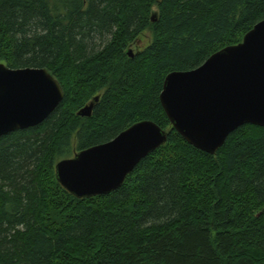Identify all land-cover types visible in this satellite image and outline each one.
<instances>
[{"label": "trees", "instance_id": "obj_1", "mask_svg": "<svg viewBox=\"0 0 264 264\" xmlns=\"http://www.w3.org/2000/svg\"><path fill=\"white\" fill-rule=\"evenodd\" d=\"M262 19L264 0H0V62L46 68L64 95L40 124L0 136V264H264V127H238L212 155L159 98L168 73ZM142 120L167 141L118 189L77 198L61 186L56 162Z\"/></svg>", "mask_w": 264, "mask_h": 264}, {"label": "water", "instance_id": "obj_2", "mask_svg": "<svg viewBox=\"0 0 264 264\" xmlns=\"http://www.w3.org/2000/svg\"><path fill=\"white\" fill-rule=\"evenodd\" d=\"M63 96L46 68L14 69L0 63V136L40 124ZM159 98L173 128L212 155L238 127H264V19L239 43L214 52L200 66L168 73ZM92 110L93 102L78 115L88 117ZM167 138L153 121L136 122L113 139L56 162V178L77 198L110 193Z\"/></svg>", "mask_w": 264, "mask_h": 264}, {"label": "rangeland", "instance_id": "obj_3", "mask_svg": "<svg viewBox=\"0 0 264 264\" xmlns=\"http://www.w3.org/2000/svg\"><path fill=\"white\" fill-rule=\"evenodd\" d=\"M151 41H152L151 32L149 30H147V31L143 32L141 35H139L137 37V39L127 47L126 50L128 52H132L131 57H133L134 54L138 53L139 51H141L145 47H147L151 43ZM0 63H2V62H0Z\"/></svg>", "mask_w": 264, "mask_h": 264}, {"label": "bare ground", "instance_id": "obj_4", "mask_svg": "<svg viewBox=\"0 0 264 264\" xmlns=\"http://www.w3.org/2000/svg\"><path fill=\"white\" fill-rule=\"evenodd\" d=\"M128 55H129V52H128ZM129 56H130V55H129ZM96 98H97V97H96ZM97 100H98V98H97ZM48 116H49V115H48ZM48 116H47V117H48ZM47 117H46V118H47ZM46 118H45V119H46ZM45 119H44V120H45ZM41 122H43V120H42ZM41 122H40V123H41Z\"/></svg>", "mask_w": 264, "mask_h": 264}]
</instances>
